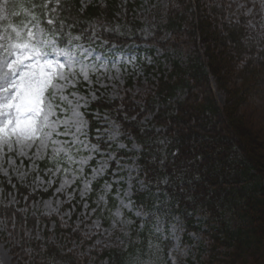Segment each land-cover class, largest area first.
Instances as JSON below:
<instances>
[{
    "label": "trees",
    "instance_id": "16d2710c",
    "mask_svg": "<svg viewBox=\"0 0 264 264\" xmlns=\"http://www.w3.org/2000/svg\"><path fill=\"white\" fill-rule=\"evenodd\" d=\"M44 2L12 0L0 27L31 18V12L46 31L55 27L62 45L95 25L103 41L120 47L144 42L162 49L166 61L146 68L155 76L154 86L139 103L125 93L117 100L99 98L86 111L91 139L104 128L99 113L138 148L131 153L137 174L132 198L143 215L130 217L122 245L95 246L86 254L94 242L72 224L0 202V218L20 238L10 247L16 264H93L92 257L106 264H170L172 242L162 234L171 224L192 245L193 255L181 264H264V36L252 33L243 14L240 22L225 21L221 4L202 16L201 0H169L157 8L148 37L132 17L116 29L122 21L116 0H61L56 12H51L55 0L47 9L39 6ZM49 18L54 25L47 24ZM101 145L107 150L109 144ZM8 188L23 205L51 195L21 184Z\"/></svg>",
    "mask_w": 264,
    "mask_h": 264
},
{
    "label": "rangeland",
    "instance_id": "374dc122",
    "mask_svg": "<svg viewBox=\"0 0 264 264\" xmlns=\"http://www.w3.org/2000/svg\"><path fill=\"white\" fill-rule=\"evenodd\" d=\"M81 1L83 4H92L93 1L103 4L105 0ZM116 1L120 3L121 12L118 14L122 20L116 22V29L120 31L132 17L143 24L139 33L148 37L156 22L155 10L166 7L169 0ZM201 2L204 5L200 7L202 16L212 14L211 5L219 7L221 4L225 9V21L240 22L243 14L242 18L252 33L255 31L260 37L264 36V0ZM96 27L94 25L82 35L70 38L66 46L56 45L48 50V59L66 65L62 70L66 79L54 81L62 87L54 97L52 89L46 93L52 105L48 119L55 125L50 138L43 144L41 139L25 141L22 152L16 143L9 148L7 143L0 141V202L28 214L57 216L65 226L72 224L94 242L86 248V254L95 246L122 245L132 224L130 217L141 218L143 215L132 198L137 174L135 156L132 157L131 153L138 149L136 144L124 140L117 125L99 113L96 118L101 120L104 128H97L91 139L86 111L99 98L117 100L125 97V93L137 96L135 101L139 103L154 86L155 76L146 68L166 61L162 49L144 42L140 47L134 44L120 47L114 42L109 45L100 38ZM216 94L218 101L223 103L224 96ZM81 120L84 126L77 131ZM101 140L109 144L107 150L102 148ZM121 150L129 156L119 157L117 151ZM19 184L34 194L44 191L51 192V195L23 205L17 194L8 188H17ZM107 210H110L108 216L105 215ZM7 229L4 219L0 218V264H16L10 247L19 245L20 238ZM44 230L45 226L37 228L36 235L41 237ZM167 231L162 234L163 240L168 238L172 242L167 260L170 264H181L193 255L192 245L183 240V230L176 224H171ZM26 233L31 235V232ZM52 240L56 241L57 236L52 235ZM91 261L106 264L105 261L96 262L94 257Z\"/></svg>",
    "mask_w": 264,
    "mask_h": 264
},
{
    "label": "snow or ice",
    "instance_id": "6c2138e0",
    "mask_svg": "<svg viewBox=\"0 0 264 264\" xmlns=\"http://www.w3.org/2000/svg\"><path fill=\"white\" fill-rule=\"evenodd\" d=\"M11 2H0V20H8L5 13ZM52 2L45 0L39 6L47 9ZM60 3L61 0H55L56 7L51 12H56ZM20 8L24 10L23 4ZM11 14L19 16L20 12ZM28 15L31 18L26 22L14 24L9 21L0 27V141L7 143L9 148L16 143L21 152L25 141L41 139L43 144L55 130V125L48 119L52 105L46 93L52 89L54 97L62 87L54 81L66 79L62 73L66 65L47 58L49 48L54 49L58 43L57 30L53 27L46 31L38 16L31 12ZM46 22L55 24L53 18ZM83 126L84 122L79 121L77 131ZM46 128L50 131H45Z\"/></svg>",
    "mask_w": 264,
    "mask_h": 264
}]
</instances>
